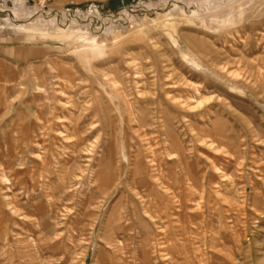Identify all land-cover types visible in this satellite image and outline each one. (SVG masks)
Masks as SVG:
<instances>
[{
	"label": "rangeland",
	"instance_id": "1",
	"mask_svg": "<svg viewBox=\"0 0 264 264\" xmlns=\"http://www.w3.org/2000/svg\"><path fill=\"white\" fill-rule=\"evenodd\" d=\"M109 240L264 264V0H0V264Z\"/></svg>",
	"mask_w": 264,
	"mask_h": 264
},
{
	"label": "bare ground",
	"instance_id": "2",
	"mask_svg": "<svg viewBox=\"0 0 264 264\" xmlns=\"http://www.w3.org/2000/svg\"><path fill=\"white\" fill-rule=\"evenodd\" d=\"M92 50H96V49H92ZM129 106V105H128ZM131 113V112H130ZM169 169V168H168ZM161 181V180H160ZM164 186V185H163ZM137 191V190H136ZM148 203V202H147ZM147 206V205H145ZM148 210V207H147ZM143 211V210H142ZM146 211V209H145ZM155 213V212H154ZM200 218V217H199ZM121 220V218H120ZM198 221V220H197ZM125 222V221H124ZM128 222V221H127ZM129 230H132L130 227L128 228ZM119 230V229H118ZM117 235V234H116ZM107 244L110 246L111 248V259L109 260V264H126L125 260H123V255H124V250L125 247H123V245L120 244H115L113 240H109L107 242ZM128 250V249H127ZM129 251V250H128ZM135 255V254H134ZM133 256V255H132ZM131 256V257H132ZM139 258V257H138ZM144 258V257H143ZM137 259V258H136ZM142 259V258H141ZM139 260V259H138ZM144 260V259H143ZM141 262V260H140ZM146 262V261H145ZM132 263V262H131ZM142 263H144V261H142ZM128 264V263H127Z\"/></svg>",
	"mask_w": 264,
	"mask_h": 264
}]
</instances>
